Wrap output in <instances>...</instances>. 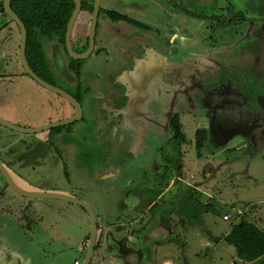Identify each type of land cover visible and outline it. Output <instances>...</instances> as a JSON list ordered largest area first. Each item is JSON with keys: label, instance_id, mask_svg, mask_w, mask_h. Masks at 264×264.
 Returning <instances> with one entry per match:
<instances>
[{"label": "flooded vegetation", "instance_id": "af4514ba", "mask_svg": "<svg viewBox=\"0 0 264 264\" xmlns=\"http://www.w3.org/2000/svg\"><path fill=\"white\" fill-rule=\"evenodd\" d=\"M89 2L93 5L92 11L85 9L86 3ZM103 2L104 0H102V4ZM107 2L108 7L105 9V13L107 21L110 23L108 32L100 35V44L97 48L98 20L95 48L90 56L85 58L88 59L95 53L103 54L105 59L100 68L87 71L85 59L74 58L67 47L66 49L61 48V52L56 54L55 45L54 51H52L54 59L50 61L51 59L48 58L50 59V74L53 79V82H48L55 86H58L56 84L58 81L73 85L74 92L62 89L70 93L81 104L83 117L80 120L85 119L84 111L87 110L88 126L92 123L90 132L76 127L77 121L53 126L41 132L17 131L29 134L31 137L19 138L9 144L0 145V164L9 171L18 184L26 189L65 193L77 198L80 197L75 193L48 186L38 187L32 181L37 176H40L41 179L49 176V173L43 169L49 168V172L54 173L53 169L59 168L64 172V180L71 183L73 173L80 177L84 171L82 160L87 161L86 164L89 161L94 163L93 166H87L86 171L95 166H102L104 181L115 176V172H107L111 168L128 170L130 174L123 188L129 187L126 192L127 198L136 197L139 199L138 208L134 210L138 209L143 217L141 226L135 227L131 231L137 240L129 241V233L121 239L108 233L106 242L102 243L100 211L96 212L99 225L98 241L90 264H143L144 254L155 251L152 249L154 247L151 242L154 240L152 234L159 226L170 229L169 237L162 244L164 247H168L171 242L179 246L182 237L177 231L178 224L174 223L176 220L173 215L180 216L178 203L182 201L185 194L182 192L177 196L178 203L171 201L162 203V194L165 191L163 192L159 187L157 189L153 187L152 189L159 191V194L157 197L151 196L149 190L143 187V183H148L145 180L150 177V173L146 172L147 165L144 163L140 166L138 163L141 160V156H139L141 152L148 150L145 145L150 138L158 140V137H165L168 132L169 142L172 141L174 134L171 123L176 115L181 119L185 131V121L182 117L185 115V112H182L185 105H182V102L188 103L190 108L188 110L192 114L195 115L196 112L204 114L201 117L207 119L208 127L198 128V131L206 130L208 132V145L224 146L233 136H241L243 143L240 148L243 147V149L249 146L255 148L259 142L264 143V111L257 98L251 94L253 86L250 85L248 90L251 96L243 90V76L248 75L250 70L255 76L261 75V79H259L264 80V56L253 58L248 55V53L261 55L260 50L263 42L261 43L255 37L259 31H264V17L253 14L249 19L242 17V13H240L241 0H225V2L224 0H129V11H125V0H108ZM82 3V10L74 31L83 14H89L90 20L89 23L85 22L87 35L83 34L79 41H74L73 31V46L77 53H85L89 48L95 0H82ZM150 6L152 13L148 14ZM0 7V13L8 15L4 8V0ZM242 11L244 12V10ZM110 12L121 13L128 19L114 21ZM245 21L249 22L250 29L244 32L236 43L228 46L219 44L218 34L221 31L227 30L226 28L230 25L235 27L237 23H245ZM12 22L15 23L14 20ZM123 22L127 24L128 29L123 26ZM226 25L228 27H225ZM202 27H204L203 31ZM200 28L202 36H199ZM109 48L113 49V54H109L111 52ZM5 50L8 49L0 51L2 53ZM73 59L80 60L77 63L79 76L76 75L75 70L70 68ZM1 65L0 77L3 79L0 78V80L19 77L16 72H9L6 66ZM159 92L163 97L161 108H157L160 111L158 114L161 116L160 120L155 119V115L151 117L154 108L148 113L145 108L141 107L143 103H149L150 99L152 101L153 93ZM241 96L250 98L248 97L244 101L240 98ZM66 100L70 104L67 114H62L47 124L65 121L75 115V106L68 99ZM166 108L169 109L167 112ZM196 115L200 117L198 114ZM247 115L248 117H246ZM141 116L143 118L140 120ZM166 116H171L169 128L165 124L164 117ZM150 122L155 124L151 123L153 130L150 128ZM40 126L43 125L22 127L36 128ZM170 134L171 137H169ZM0 137L3 136L0 135ZM188 142L187 138L182 146ZM114 147L120 150V154ZM184 155L185 153L180 149L178 152L176 151V160L173 158L169 161H175L174 164L178 165L184 162ZM148 170L151 171V169ZM168 170L169 168H165L162 172L167 173ZM87 172L86 175L97 177L95 170ZM0 173V182L2 180L0 183V215L13 217L18 221L20 227L33 232L45 222V216H42L44 214L40 212V206L36 205L34 198L25 197L16 191L11 193L12 191L8 190V187H11L1 170ZM176 174L177 180H181L184 176L180 167ZM135 178H139L142 184L137 188H132ZM157 179L163 183L166 182V178L158 177ZM27 182L28 186L23 184ZM193 187L196 189L195 185L191 186V189ZM15 200L17 201L14 203ZM35 200H39L43 204L41 206L46 207L50 213H53L55 209L59 213H64L71 206L78 205L60 199ZM208 204L207 202V209H209ZM129 206L131 205L125 204L122 208ZM119 209L121 211L116 208L113 211L120 215L117 216L115 222L107 217L102 218V224L105 223L106 228H114V226L116 228L119 225L118 222L122 221L123 214L128 216V221L139 220L140 213L137 211L131 213V211ZM111 210L107 209V212ZM157 214L161 215L158 222L161 221L158 224H156ZM165 218L170 220V223H166ZM8 226H10L9 222L3 217L0 222V232L5 234L6 242L10 247L18 245V242L21 241L26 243L34 237L25 234L23 237L21 228L19 231L21 237H17L13 231L8 233L6 230ZM120 228L121 224L117 229ZM186 228L185 234L189 230L188 227ZM48 229L53 232L48 237V245L68 242L66 238L70 240L59 231L60 227L56 228L54 225H50ZM90 235L82 240L73 239V251L81 254L82 257V259L76 258L74 264L84 263ZM36 257L33 255L32 263L43 264Z\"/></svg>", "mask_w": 264, "mask_h": 264}, {"label": "rangeland", "instance_id": "374dc122", "mask_svg": "<svg viewBox=\"0 0 264 264\" xmlns=\"http://www.w3.org/2000/svg\"><path fill=\"white\" fill-rule=\"evenodd\" d=\"M107 1L108 0H104L102 4L99 17L97 48L100 44V35L106 31L108 32V28L110 26L105 13V9L108 7ZM261 6L264 7V4H261ZM89 20V14H83L79 18L74 31V41H79L83 34L87 35V25L85 22L87 21L89 23ZM14 25H16V23H14ZM16 27L18 26L16 25ZM0 38L4 42V45L0 48L1 51L3 49L11 48L9 34L4 31V25L1 22ZM43 40L48 58L52 61L55 57L52 55V51H54V46L58 43V39L43 38ZM109 49L111 50L109 54H113V49ZM104 59L105 56L103 54L97 55V53L88 59H85L86 70L90 72L93 71V69L100 68ZM9 67H6L9 72L17 73L16 69H11L14 68L13 66ZM18 69L24 73V78L16 76L12 79L6 78L4 80H0L1 118L9 120L17 125L34 127L50 123L62 114H67L70 104L64 97L45 88L35 81L25 72L20 60L18 62ZM56 84L61 88L74 92L73 85L65 84L62 81H58ZM250 85L254 86L251 91L253 97L264 95V80H250V78L243 80V90L249 96H251L248 93ZM156 90L158 89L156 88ZM153 94L154 96L152 97V101L150 99L149 103L145 102V104L143 103L144 106L142 105L141 107L145 108V111L148 113L154 108L153 115L151 117L155 115L154 118L160 120L158 117L160 111L158 109L161 108L162 102H160V100H163V97L160 95V92ZM249 96H241L240 98L246 101V98ZM182 105H185V109L182 111L183 113L185 112V115L182 117L185 121V133L189 141L185 146L180 148L181 151L185 153L184 162L175 165V161H169V159L176 157V151L178 152L179 150H176L173 141L169 142V138L167 136L158 137V140L150 138L145 145V148L148 150L143 153L141 152L139 155L141 156V160L140 162L138 161L140 166L146 163V172L150 173V177L145 180L148 181V183H143V187L146 190L152 189L153 187H156L157 189V187H159V189L163 192L165 191V193L162 194V203H166L168 201L178 203L177 196H179L180 193L183 192L185 194V191L188 192L189 189L190 194L195 192V188L193 187L191 189V186H189L188 183H192L195 186L201 185L203 189H201V191L198 190V193L195 196H197L198 199L205 204L208 202L209 209H205V211L202 212L201 216L197 220L198 222L194 220L193 226L189 230L192 241L189 240V247L183 246L182 248L185 250L193 264H201L202 261L209 262V264H233L232 262L236 255V249L233 245L226 242L220 243L219 245H214V243L212 244L210 251H207L205 247L202 248L200 246V240L201 237L204 236L210 238V241L213 242L215 238H218V241H220L221 237L229 232L232 223L234 221H239V219H237V213L239 210H243V214L246 217H249L250 214L252 216L255 215L259 220L258 224L264 227V143L259 142L256 144L255 148L249 146L243 149V147L240 148L243 140L241 136H239L231 140L224 150H220L219 148L221 147H218L217 144H207L204 145V150L199 149L198 151L195 147L196 141L198 140L197 131L198 128H207L208 121L206 118L201 117L204 116L203 113L196 112V114L200 117H197L196 114H192L188 110L189 107L187 102H182ZM84 113L85 119L77 121L75 126L86 129L90 132L92 123L88 126L86 109ZM246 117H248V115ZM0 135L3 136L0 137V145L5 143L9 144L19 138L31 137L29 134L26 135L14 131L1 124ZM171 136L172 135L170 134L169 137ZM244 143L246 144L245 141ZM115 147L114 149L120 154V150ZM164 156L166 157L165 159ZM81 162L83 164L82 169L84 171L80 177L75 176L73 173L71 183H67L64 180V172L59 168H54V173H52V171L49 172V168L43 169L45 172L49 173V176L43 179H41L40 176L34 177L32 183L38 187L48 186L53 189L67 190L70 193H75L95 208L96 212L99 213L100 211V231L102 232V243L106 242V238L108 236L106 234L108 233H111L118 239L123 238L129 233V241H136L137 237L132 235L131 231L134 230L135 227L139 228L141 226L143 217L138 209L134 210L138 208L137 206L140 203L139 199L136 197L127 198L126 192L129 190V187L123 188V185L127 182L130 172L128 170L111 168L107 172L113 171L115 172V176L104 181V168L102 166H95L93 169L87 170H95L97 176L95 178L88 176L89 172L86 171L87 166L94 165L93 161H89L87 164V161L85 160H82ZM179 167L184 174V176H182L184 181L177 180L176 178V173ZM165 168H169L167 173L162 172ZM148 169H151V171ZM86 172L88 173L87 175ZM153 175L157 178L159 177L160 179L166 178V182L163 183V181L157 179ZM122 181L123 183H120ZM23 184L26 186L29 185L28 182ZM141 184L142 182H140V179L135 178L132 188H137V186ZM5 185L7 186V184ZM8 190L10 192L12 191L11 193L15 192L9 187ZM201 192L203 193L201 194ZM157 196L158 195H155V197ZM16 201L17 200H15L14 203ZM34 202L37 206H40V212L44 214L42 216H45V222L42 223V225H39L33 232L20 227L18 225V221L13 217H8L6 215L2 216L5 217V220L11 225V229H13L12 231L15 236L17 235V237H21V233L19 232L20 228L22 229V235L25 234L28 236H34L32 240L26 241L27 245H22V247H25L24 250L32 251L34 256H37V260L43 264H74L76 258L79 257L82 259L81 254L73 251L74 246L72 243L73 239L82 240L84 237L86 238L87 235L91 234V220L86 210L81 206L71 204L73 206H71L64 213H59L56 209L53 210V213H50L46 207L41 206L43 204L39 202V200L34 199ZM125 204H130L131 206L126 207L128 209L122 208ZM114 208L119 211H121L119 209L121 208L124 211H131V213L133 211H137L140 213L139 220L133 222L128 221V216H124L123 214L122 221L118 222L119 225L121 224L120 229H117L119 225L116 228L115 226L114 228H106V224H102L101 220L103 217H107L110 218L112 222H115L119 213L116 214L113 212ZM107 209L112 210L107 212ZM226 214L229 215V219H225ZM173 216L177 222L182 217L177 215ZM50 225H54L56 228L60 227L61 230L59 231L64 237H69L70 240L66 238L68 242H58V244L48 245V237L50 234H53L52 230L48 229ZM169 230L170 229H166L164 226H159L155 232L156 235H153L154 233L152 235L155 238L160 237L161 241L164 242V240L169 237ZM187 235L188 234L183 232L181 240H183V237L187 238ZM23 237L25 236L23 235ZM195 237H197V240H195ZM163 248L165 249L161 250L163 251L161 252L162 254L167 252L170 253V251L176 252L177 250L175 247Z\"/></svg>", "mask_w": 264, "mask_h": 264}, {"label": "trees", "instance_id": "16d2710c", "mask_svg": "<svg viewBox=\"0 0 264 264\" xmlns=\"http://www.w3.org/2000/svg\"><path fill=\"white\" fill-rule=\"evenodd\" d=\"M13 8L19 14L28 29L27 56L32 68L47 81L53 82L49 60L45 50L43 38H56V54L61 52V48L66 49V32L69 20L75 8L73 0H15ZM85 9L93 10V5L86 3ZM114 21L128 19L121 13L110 12ZM71 69L78 73V62L72 60ZM173 131L172 141L176 149L180 150L183 143L187 141L186 133L183 129L181 119L176 115L171 123ZM206 130H199L197 133L198 147L202 148L208 141ZM190 194L185 193L184 198L180 201V210L178 213H184L188 220H198L202 212L207 209L206 204L201 202L197 196L198 190ZM151 196L159 194V191L149 189ZM252 209V207H251ZM250 209V210H251ZM170 212V211H169ZM165 216V215H164ZM163 218V217H162ZM238 222H233L230 233L225 236V240L235 246L237 255L244 261L254 262L264 258V230L256 223L250 221L244 214L237 215ZM166 223L170 220L164 219ZM198 222V221H197ZM202 223V220H201Z\"/></svg>", "mask_w": 264, "mask_h": 264}, {"label": "crops", "instance_id": "0c3cea01", "mask_svg": "<svg viewBox=\"0 0 264 264\" xmlns=\"http://www.w3.org/2000/svg\"><path fill=\"white\" fill-rule=\"evenodd\" d=\"M202 1H204V0H202ZM221 1H223V0H221ZM1 2L2 1H0V5H1ZM224 2H225V0H224ZM125 3H126V7H124L125 11H129V7H128L129 6V0H125ZM241 4H242V9H240V13L243 14V15L241 14L242 17L249 19V18H251L252 14L256 15V16L259 15L260 17H264V7L261 6V4H264V0H241ZM118 9L122 11V9L120 7H118ZM241 10H244V12L243 11L241 12ZM148 11H149V12H147L148 14L152 13L151 6L149 7ZM0 22L4 25V31L9 34L10 45H11V48H8V50L4 51V52H6V54H4V52L1 53L0 62H1V64H3L6 67L7 66H13L16 69L18 76L20 78H24V73L18 69V62H19L18 56H19V50H20V43H19L20 29H19V27H16V25H14V23L11 20V17L8 15L0 13ZM122 24L125 28L128 29V26L125 22H123ZM248 24H249V22L245 21V23H237V25H235V27H233L231 25L228 27L226 25L225 27H228V28H226L227 30H223L218 34L219 44H221L222 46H228V45H233V43H236L237 40H239V38L241 36H243L244 32H247L250 29ZM202 28H203L202 29V31H203L204 27H202ZM199 30H200L199 36H202L200 34L201 28ZM256 36L257 37H255V38L259 39L261 41V43L262 42L263 43H262V48L260 50L261 55H258V54L253 55V54L248 53V55L253 57V58H258V56H264V31H262V30L259 31ZM199 38H201V37H199ZM2 45H4V42L0 38V48L2 47ZM9 57H12V58H9ZM260 76H255L253 74L252 70H250L248 75H244L243 78H244V80L247 78H250V80H257L260 78ZM0 78L3 79L2 77H0ZM256 98H258V96H256ZM236 137H239V136H233L232 138L229 139V141L224 146H218V147H221L219 149L220 150L226 149V147L228 146L230 141ZM205 145H207V143ZM195 147L199 151V149H203L205 146L200 148V147H198V145L195 144ZM181 180L184 181L183 179H181ZM188 185L193 186L192 183H188ZM196 189L201 191V189H203V187L201 185L200 186L197 185ZM2 216H4V214H2ZM2 216L0 217V222H2V218H3ZM180 216H182L181 219L178 222L174 221V223L178 224L177 228H178V231L180 232V234L182 236L183 232H185V230L187 229L186 227H188L190 230V228L193 226L194 219L188 221V217L184 213H181ZM156 217H157L156 224H158L161 221L160 220L158 222V220L161 218V215L157 214ZM247 218L250 221L256 223L261 229L264 230V227L260 226L258 224L259 220L256 218L255 215L252 216L250 214V216ZM235 222H238V221H235ZM11 228H12L11 225L8 226V228H6L8 233H10V231L12 232ZM231 229H232V226H231ZM231 229L229 230V232H227L226 234H224L221 237L220 241H218L219 240L218 238H215V240L213 242V241H210V238L202 236L201 240H200V246L202 248L205 247V249L207 251H210V248L212 247V244H214V243H215L214 245H219L220 243H225V242L228 243L225 240V236H227L230 233ZM189 230H187L188 233H186L189 235V237H188V235H187V238L183 237V240L180 241L179 246H177V244L174 245V242H171L170 245L167 247V248L175 247L177 249L176 252H170V253L167 252V253L162 254L161 252H163V251H161V250L165 249V248H163L164 246L162 245L163 242L161 241L160 237H157L159 239L154 237V240L151 242L153 244L152 246H154L152 249H153V251L154 250L155 251L154 252L149 251L148 253L144 254L143 259H142V261H144L143 264H193L190 261L189 256L186 254L185 250L182 248L183 246L189 247V245H190L189 240L192 241L191 236H190L191 234H190ZM153 235H156V234L154 233ZM195 240H197V237H195ZM23 244H26V243L21 241V242H18V245H14V247H13V245L11 247L8 246L6 239H5V234L0 232V264H12V261H13V264H33L32 258H33L34 253H32V251H25L24 250L25 247H22ZM29 246H31V245H29ZM8 256H10V257L8 258ZM26 261H30V262H26ZM232 263L233 264H264V258H262L258 261H254V262H247V261H244L241 258H239L237 255V251H236V255H235ZM201 264H209V262L202 261Z\"/></svg>", "mask_w": 264, "mask_h": 264}, {"label": "water", "instance_id": "95a60500", "mask_svg": "<svg viewBox=\"0 0 264 264\" xmlns=\"http://www.w3.org/2000/svg\"><path fill=\"white\" fill-rule=\"evenodd\" d=\"M14 0H4V8L7 12V14L11 17L12 20L18 25L20 29V50H19V58L22 66L24 67L25 72L30 75L35 81H37L39 84L44 86L45 88L54 91L66 99H68L76 108V113L73 117L65 120V121H60L57 123H52V124H47L43 125L40 127L36 128H25L22 126H18L4 118L0 117V124L6 127H9L11 129H14L16 131L24 132V133H34V132H41L47 129H50L53 126H58V125H65V124H70L75 121L80 120L83 117V109L81 104L67 91L64 89L55 86L48 81L44 80L39 74L36 73V71L32 68L28 56H27V45H28V29L24 21L21 19L19 14L14 10L12 3ZM76 4L75 9L72 13V16L69 20L68 23V28H67V33H66V47L70 54L76 58V59H85L90 54L93 52L95 48V40H96V33H97V26H98V20H99V13H100V8L102 4V0H95L94 4V12L92 15V22H91V29H90V44L89 48L85 53H77L74 50L73 46V31L75 24L77 22V19L81 13L82 10V0H73ZM247 36V35H246ZM257 101L261 107V109L264 111V95H259L257 98ZM160 102H163V100H160ZM169 109L166 108V112ZM161 118V116H158ZM143 118V116L140 117V120ZM165 119V124L169 128L171 116H166L164 117ZM151 123L150 122V128H151ZM155 125L154 123H152ZM152 129V128H151ZM153 130V129H152ZM168 137V132L166 134ZM0 170L4 174V177L8 183V185L16 192L19 194L28 197V198H34V199H60L64 201H68L71 203L78 204L82 206L83 208L86 209V211L89 214L90 220H91V235H90V242L88 245V251L86 255V259L83 264H90L96 243L98 241V231H99V225H98V216L96 214L95 209L85 200L77 198L73 195L65 194V193H59V192H50V191H41V190H29L24 187H22L20 184L17 183V181L13 178V176L9 173V171L2 165L0 164Z\"/></svg>", "mask_w": 264, "mask_h": 264}, {"label": "built area", "instance_id": "2783aa9c", "mask_svg": "<svg viewBox=\"0 0 264 264\" xmlns=\"http://www.w3.org/2000/svg\"><path fill=\"white\" fill-rule=\"evenodd\" d=\"M0 10H1V7H0ZM237 214H238V215L243 214V210H239ZM229 218H230L229 215L226 214V215H225V219H229ZM77 264H78V263H77Z\"/></svg>", "mask_w": 264, "mask_h": 264}]
</instances>
